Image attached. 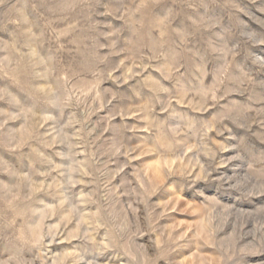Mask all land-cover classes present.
<instances>
[{"label": "rangeland", "instance_id": "rangeland-1", "mask_svg": "<svg viewBox=\"0 0 264 264\" xmlns=\"http://www.w3.org/2000/svg\"><path fill=\"white\" fill-rule=\"evenodd\" d=\"M0 264H264V0H0Z\"/></svg>", "mask_w": 264, "mask_h": 264}]
</instances>
